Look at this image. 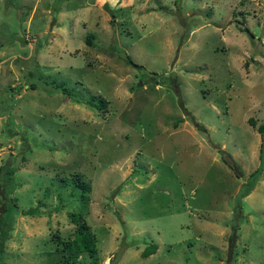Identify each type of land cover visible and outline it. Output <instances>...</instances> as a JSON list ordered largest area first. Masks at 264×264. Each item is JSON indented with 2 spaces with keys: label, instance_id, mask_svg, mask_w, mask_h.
Instances as JSON below:
<instances>
[{
  "label": "rangeland",
  "instance_id": "obj_1",
  "mask_svg": "<svg viewBox=\"0 0 264 264\" xmlns=\"http://www.w3.org/2000/svg\"><path fill=\"white\" fill-rule=\"evenodd\" d=\"M250 119L264 123V0H0V264L62 263L71 212L98 264H264Z\"/></svg>",
  "mask_w": 264,
  "mask_h": 264
},
{
  "label": "trees",
  "instance_id": "obj_2",
  "mask_svg": "<svg viewBox=\"0 0 264 264\" xmlns=\"http://www.w3.org/2000/svg\"><path fill=\"white\" fill-rule=\"evenodd\" d=\"M242 30V29H241ZM93 35H86V42L88 45H92ZM126 63L134 66L141 67L136 64L132 58L128 55L125 58ZM57 89L62 90L64 93L71 97H76V95L72 94L71 91L65 89L64 87H59V85L55 86ZM31 88H34V85H31ZM85 102L93 107L98 109L105 108L107 101L102 96L97 95H89L88 98L85 99ZM193 119V117H192ZM249 124L257 129V131L264 137V123L256 125L254 119H250ZM200 127L203 129L202 125ZM204 130V129H203ZM224 161L229 163L225 158ZM3 166L0 167V171H2ZM261 168H257L253 171L252 175L256 177L255 174H259ZM255 179V178H254ZM72 182L76 184L77 187L81 189V200L84 203L89 202V193L91 191L90 184L84 181L81 177H76L72 179ZM41 211L38 207H32L25 211L23 214L25 215H35L39 214ZM69 218L71 222L75 225L73 231V237L68 240H60V243L56 244V251L58 254L62 255L64 261L60 264H98L97 260V240L94 233L91 231L89 224L85 221L82 214L71 212L69 213ZM12 223L9 224V229L12 227ZM7 234L5 233V229L2 227L0 221V253L3 249V242L7 239ZM156 245L151 243L147 245V247L142 251V256H148L150 254L155 253Z\"/></svg>",
  "mask_w": 264,
  "mask_h": 264
},
{
  "label": "water",
  "instance_id": "obj_3",
  "mask_svg": "<svg viewBox=\"0 0 264 264\" xmlns=\"http://www.w3.org/2000/svg\"><path fill=\"white\" fill-rule=\"evenodd\" d=\"M51 26H53V23L51 24Z\"/></svg>",
  "mask_w": 264,
  "mask_h": 264
}]
</instances>
